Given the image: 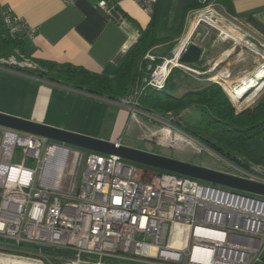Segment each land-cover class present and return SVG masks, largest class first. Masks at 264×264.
<instances>
[{
	"label": "built area",
	"instance_id": "built-area-1",
	"mask_svg": "<svg viewBox=\"0 0 264 264\" xmlns=\"http://www.w3.org/2000/svg\"><path fill=\"white\" fill-rule=\"evenodd\" d=\"M131 1L151 13L157 0ZM96 5L109 17L117 13L115 3ZM2 19L11 37L33 36L10 12ZM198 22L220 24L221 32L236 29L212 11ZM188 41L142 80V88L116 102L163 123L142 112L137 100L144 87L161 89L173 67L191 77L201 74L179 62ZM0 67L34 69L14 56L1 58ZM218 74L207 80L230 77L224 67ZM228 163L235 170L229 175L264 185L263 166ZM0 240L17 252L46 256L50 264H261L264 198L172 173H147L116 156L90 151L84 158L46 138L0 127Z\"/></svg>",
	"mask_w": 264,
	"mask_h": 264
},
{
	"label": "crops",
	"instance_id": "crops-1",
	"mask_svg": "<svg viewBox=\"0 0 264 264\" xmlns=\"http://www.w3.org/2000/svg\"><path fill=\"white\" fill-rule=\"evenodd\" d=\"M98 1L74 0L64 4L61 0H0V18L3 13L10 12L11 16L21 19L33 31L32 37L23 34L24 51L19 59L27 61L34 68L39 67V62H50L113 78L137 43L141 31L149 24L151 13L131 0H105L108 4H117V13L109 17L97 8ZM155 5L161 19L165 23L170 22L171 28L178 25L186 7L191 8L186 11L184 32L179 41L192 15L212 11L218 16L219 22L233 25L237 31L264 46V0H233L227 7L215 5L214 0H157ZM192 6L197 8L192 9ZM193 31L194 28L182 44L190 39ZM175 48L173 57L179 49ZM202 58L204 63H195L192 69L205 74L207 67L211 66L210 58L207 56L205 59L201 55L200 60ZM162 60V65L168 61ZM203 68L205 72H201ZM197 77L192 78L198 80ZM95 103H99V107L101 103L106 105V111L101 113L102 109L98 110ZM126 110L116 101L54 84L14 68L0 67L2 114L121 143L120 134ZM249 146L264 157V134L251 140Z\"/></svg>",
	"mask_w": 264,
	"mask_h": 264
},
{
	"label": "trees",
	"instance_id": "trees-1",
	"mask_svg": "<svg viewBox=\"0 0 264 264\" xmlns=\"http://www.w3.org/2000/svg\"><path fill=\"white\" fill-rule=\"evenodd\" d=\"M232 1L214 0V4L227 7ZM155 6L150 14L149 24L141 31L137 43L113 78L95 75L83 68L50 62H39V67L35 69L24 68L20 71L109 101L128 96L143 87L142 80L162 65V59L170 60L173 57L172 51L184 32L186 11L191 9L186 7L178 25L171 28L170 22L165 23L161 19ZM197 6H192V9ZM0 20V59L9 56L19 59L24 51L23 34L11 37L2 16ZM161 50L164 51L161 53ZM147 57H152L153 60ZM203 63L202 58L196 64ZM205 71L203 68L201 72ZM209 77V74H200L196 80L181 69L173 67L161 89L150 86L143 88L137 100L138 108L159 118H173L170 122L173 128L223 160L264 167V157L249 146L251 140L264 134V103L257 101L237 112L222 88L207 80ZM203 80L205 82L202 83ZM191 108L199 109V118L194 125L183 121L184 112ZM0 251L14 253L10 248L0 247ZM263 258L264 255L262 262ZM29 261L31 259L17 257L13 263L26 264Z\"/></svg>",
	"mask_w": 264,
	"mask_h": 264
},
{
	"label": "rangeland",
	"instance_id": "rangeland-1",
	"mask_svg": "<svg viewBox=\"0 0 264 264\" xmlns=\"http://www.w3.org/2000/svg\"><path fill=\"white\" fill-rule=\"evenodd\" d=\"M219 9V8H217ZM195 13L189 20L187 30L182 40L177 42L179 48L186 40L194 28V31L188 41L189 44H197L202 49V55L210 58L208 71L205 73L212 76L215 80L219 77V71L224 67L226 72L230 73L228 79H220L218 84L229 98L237 112L254 105L257 101L264 103V46L256 39L242 34L236 29H225L222 32L216 29L220 24L211 28L205 23H200V14ZM170 17V15H168ZM193 25V26H192ZM192 28V30H191ZM175 48V49H176ZM240 55V56H238ZM20 60V59H17ZM222 60V61H221ZM213 61V62H212ZM221 61V63H219ZM35 69V68H34ZM207 71V72H208ZM205 80L202 81V83ZM259 97V98H258ZM260 99V100H259ZM95 103L101 113L105 112L107 107ZM125 111V119L120 134L121 146L132 148L145 153L155 154L166 158L182 161L192 165L204 167L213 171L235 174V170L226 161L201 146L183 132L170 127V122L163 119V123L150 122L144 116L131 112L129 107ZM199 118V109L191 108L184 112L183 121L189 125H194ZM84 136V135H83ZM48 144H54L66 147L70 150L79 151L85 158L90 151L77 148L65 143L48 140ZM123 163L133 166L147 173L156 175L162 171L122 160ZM83 171V170H82ZM81 171V172H82ZM200 183H205L198 181ZM2 241V240H1ZM1 264H14L18 258L31 259L26 264H50L46 256H35L32 254L17 252L14 253L0 251Z\"/></svg>",
	"mask_w": 264,
	"mask_h": 264
},
{
	"label": "water",
	"instance_id": "water-1",
	"mask_svg": "<svg viewBox=\"0 0 264 264\" xmlns=\"http://www.w3.org/2000/svg\"><path fill=\"white\" fill-rule=\"evenodd\" d=\"M201 55L202 49L191 43L181 54L179 62L182 64L193 65L200 60ZM0 127L65 143L91 152L116 156L122 160L151 167L162 172L176 174L193 180L264 198V185L262 184L128 147L119 146L116 148L114 142L83 136L2 113H0ZM0 247L16 249L15 245L4 242H0ZM46 253L55 255L49 252Z\"/></svg>",
	"mask_w": 264,
	"mask_h": 264
},
{
	"label": "bare ground",
	"instance_id": "bare-ground-1",
	"mask_svg": "<svg viewBox=\"0 0 264 264\" xmlns=\"http://www.w3.org/2000/svg\"><path fill=\"white\" fill-rule=\"evenodd\" d=\"M238 56H240V55H238Z\"/></svg>",
	"mask_w": 264,
	"mask_h": 264
}]
</instances>
